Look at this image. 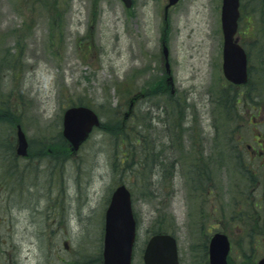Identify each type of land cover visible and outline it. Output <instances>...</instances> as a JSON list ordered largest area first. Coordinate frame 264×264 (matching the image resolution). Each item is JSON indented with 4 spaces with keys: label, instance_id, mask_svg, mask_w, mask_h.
<instances>
[{
    "label": "rangeland",
    "instance_id": "1",
    "mask_svg": "<svg viewBox=\"0 0 264 264\" xmlns=\"http://www.w3.org/2000/svg\"><path fill=\"white\" fill-rule=\"evenodd\" d=\"M167 1L0 0V264H98L120 183L136 220L131 264L153 231L176 238L180 264H206L215 231L229 264L264 256V0H240L243 86L222 73L221 0H178L165 15ZM162 38L172 93L159 84ZM77 104L100 125L71 153L61 117Z\"/></svg>",
    "mask_w": 264,
    "mask_h": 264
},
{
    "label": "water",
    "instance_id": "2",
    "mask_svg": "<svg viewBox=\"0 0 264 264\" xmlns=\"http://www.w3.org/2000/svg\"><path fill=\"white\" fill-rule=\"evenodd\" d=\"M130 7L132 0H121ZM178 0H168L164 6L166 13L169 6ZM239 0H222L221 31L222 72L224 77L234 84L247 81V55L234 38L239 16ZM164 66L169 70L168 51L162 45ZM99 125L95 111L85 105L67 107L62 114V135L68 141L72 151L88 137L94 126ZM16 154H27V140L21 127L16 130ZM135 237V219L131 207V195L124 184L117 185L111 192L104 213V233L102 244V264H131L132 245ZM229 240L226 234L214 233L208 244V264H228ZM143 264H179L175 238L168 233L152 234L146 241L142 253ZM255 264H264V256Z\"/></svg>",
    "mask_w": 264,
    "mask_h": 264
},
{
    "label": "trees",
    "instance_id": "3",
    "mask_svg": "<svg viewBox=\"0 0 264 264\" xmlns=\"http://www.w3.org/2000/svg\"><path fill=\"white\" fill-rule=\"evenodd\" d=\"M248 73H249V78L251 77V69L249 68V70H248ZM159 84L161 85V83L159 82ZM159 84L156 86L157 88H158V91H159V93H161L162 92V89H161V86H159ZM248 84V83H247ZM246 84V85H247ZM223 100H230L231 98H229V99H224V97L222 98ZM239 101V100H238ZM237 101V102H238ZM175 105H177L178 106V104L176 103ZM174 105V106H175ZM177 106H175L174 107V111H173V109H172V115L175 117V119H176V121H179V122H181V119L183 118V110L178 106V108H177ZM172 108V107H171ZM171 116V115H170ZM62 139H63V137H62ZM63 141V140H62ZM65 141V140H64ZM66 142V141H65ZM61 148V150L63 151L65 148H64V145H63V147L61 146L60 147ZM64 152V151H63ZM245 165V164H244ZM243 165V166H244ZM245 166H247V165H245ZM247 170V169H246ZM248 170L250 171V168H248ZM208 169L207 170H205V174H206V179H207V177H209L208 176ZM255 171H253V173H252V177L253 178H255ZM190 174H191V177H192V179H196L197 181H198V185H197V183H196V185L198 186V187H203V184H204V179H202V177H201V174H202V176H203V170L201 169V168H195L194 170H192V171H190ZM195 185V186H196ZM157 231H153L152 233H156ZM97 261H98V264H102V262H101V259H100V257L99 258H97ZM206 264H207V262H205ZM204 264V263H203Z\"/></svg>",
    "mask_w": 264,
    "mask_h": 264
},
{
    "label": "flooded vegetation",
    "instance_id": "4",
    "mask_svg": "<svg viewBox=\"0 0 264 264\" xmlns=\"http://www.w3.org/2000/svg\"><path fill=\"white\" fill-rule=\"evenodd\" d=\"M163 36L166 37V34H164ZM160 43H161V45L162 44H165V46H166V42H165V39L164 38L161 39ZM166 48H167V46H166ZM167 51H168V48H167ZM161 84L163 86H165L167 90H170V92L172 93V91H173V89H172L173 81H172V76H171L170 69L169 70H166V68L164 67V70L162 71ZM142 97H143V94L142 93H138V94L134 95L131 98V100L129 102V106H128V111L125 113V115H128V113L131 111V107L136 103V101L139 98H142ZM28 148H29V142H28ZM26 157H29V156L27 155V156H25V158ZM208 166H210V164H205L204 163V168H208ZM24 200L27 202L26 199H24ZM26 205H28V202L26 203Z\"/></svg>",
    "mask_w": 264,
    "mask_h": 264
}]
</instances>
